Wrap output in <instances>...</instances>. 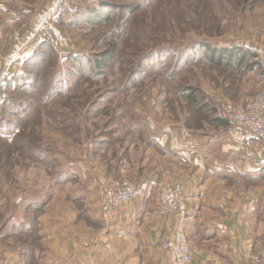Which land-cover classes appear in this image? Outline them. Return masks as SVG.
Returning a JSON list of instances; mask_svg holds the SVG:
<instances>
[{
  "label": "rangeland",
  "instance_id": "obj_1",
  "mask_svg": "<svg viewBox=\"0 0 264 264\" xmlns=\"http://www.w3.org/2000/svg\"><path fill=\"white\" fill-rule=\"evenodd\" d=\"M242 1L171 0V3H178L175 10L173 5H168V0H164L165 4L156 9L155 15L150 16L148 10V16H136L132 24V14L125 13L122 19L119 11L111 13L109 20L98 26L89 23L88 19L92 17L88 16L86 9H79L72 15L62 14L73 22L63 26V22L57 21L59 24L53 40L44 41L53 46L55 55L49 57L38 46L35 50L40 51L39 55L43 54L49 66L58 71L50 92L41 87L42 78L46 75L37 67L39 58L36 57L28 67L25 63L19 66L20 74L11 81L13 83L9 82L1 98L0 247L6 246L8 249L4 248L19 258L21 264H47L54 251H49L37 225L46 205L44 194H47L48 185L41 173L33 168L38 166L46 172V165L42 166L37 161L44 154L30 153L34 161H22L18 154L14 158L4 153L6 146L19 144L21 139L17 141L16 136L22 129L28 128L30 136L41 134L42 142L37 150H50L58 165L61 162L62 166L68 167L71 162H67L63 155L78 156L80 149L76 147L84 142L109 147L117 158H121L127 145L134 143L133 146H138L137 151L146 148L149 125L161 129L166 125L204 123L210 116L201 117L202 113L195 109L198 105L183 99L182 88L187 85L201 88L205 84L203 89L213 92L214 98L227 99V96L213 83L225 75L224 69L210 66L200 45L212 48L238 46L258 54L257 59L245 61V64L255 62L257 68L241 77L239 93L241 96L244 93L248 99L260 94V86L264 82V59L257 50L264 48V0ZM26 2L38 9L36 6L44 0ZM105 4H136V0H102L94 9L103 10L107 7ZM80 13L82 16L77 17ZM163 19L172 26L164 25V22L150 24V20ZM210 19L214 25L207 22ZM179 24L182 26L178 29ZM119 27L121 30L117 31ZM129 33L139 39L125 41L124 48L120 46L118 49V52L125 49L120 59L117 52L102 69V74H96L93 63L99 59L93 57L107 43L114 41V36ZM69 36L71 41H68ZM59 40L77 48L63 52ZM42 92L51 96L47 106L49 117L39 113L47 102ZM210 103L216 108L215 101ZM38 115L42 117L38 118ZM120 116L124 120L121 121ZM38 119L40 126L34 127ZM57 126L63 127L65 134L71 137L48 131ZM152 150L156 151V148ZM78 161L76 159L74 165L80 166ZM69 168L77 174L73 167ZM127 178L130 179L129 176ZM73 188V198L88 191H83L79 185ZM88 203L89 208L86 206ZM91 203H81L82 209L78 206V211L81 214L85 212L86 218H91L90 211L92 217L99 218V209L90 207ZM90 222L93 227L100 225L91 219Z\"/></svg>",
  "mask_w": 264,
  "mask_h": 264
},
{
  "label": "crops",
  "instance_id": "obj_2",
  "mask_svg": "<svg viewBox=\"0 0 264 264\" xmlns=\"http://www.w3.org/2000/svg\"><path fill=\"white\" fill-rule=\"evenodd\" d=\"M101 1L71 0L80 10L94 9ZM47 2L36 7L42 8ZM21 7L34 8L26 0L0 2L2 50L8 47L10 33L30 22ZM57 21L63 26L73 22L57 14L53 22L55 33ZM59 43L63 52L77 48H72L73 44L69 47L63 40ZM39 44L35 42L24 52L14 67V75L20 74L19 66ZM257 52L264 59V48ZM203 86L200 89L216 102V109L209 111L210 118L202 124L166 125L161 129L149 125L146 148L137 151L138 146L132 143L124 147L121 158L109 147L84 142L76 147L80 149L78 156L63 155L71 163L65 167L59 162L58 182L34 166L48 185L46 205L37 219L49 251L54 249L47 264H169L161 244L180 228L193 251V264H246V258L257 252L264 243V144L242 142L220 111L218 99ZM260 88L259 95H264V82ZM243 96L239 93L237 103L248 99ZM227 100L232 102L228 97ZM208 110L203 109L204 114H209ZM214 118L224 120L225 125L213 122ZM144 120L147 124L145 117ZM119 148L122 150V146ZM70 149L73 151V147ZM76 159L80 166L74 165ZM123 175L134 181L137 191L118 210L115 220L104 224L100 218L102 190L110 179ZM165 179L183 189L186 215L182 220L156 212L158 188ZM74 185L88 191L73 198ZM86 202L96 204L91 203L90 207L99 209L100 220L92 217L91 211V218L78 211V206L81 208V203ZM86 206L89 208V203ZM90 219L99 227H93ZM4 247H0V264H21Z\"/></svg>",
  "mask_w": 264,
  "mask_h": 264
},
{
  "label": "built area",
  "instance_id": "obj_3",
  "mask_svg": "<svg viewBox=\"0 0 264 264\" xmlns=\"http://www.w3.org/2000/svg\"><path fill=\"white\" fill-rule=\"evenodd\" d=\"M79 9L71 0H48L38 9L20 8L30 22L13 30L7 49H0V100L24 52L35 42L53 40L56 15H72ZM218 105L242 142L253 140L264 144V95L242 103L219 98ZM136 191L137 185L125 176L110 179L101 193V219L107 224L113 222L118 210L132 199ZM156 212L159 216L172 214L182 220L186 215L182 187L168 179L163 180L158 188ZM161 249L167 254L169 264H193V251L181 228L161 244ZM246 264H264V243L255 254L246 258Z\"/></svg>",
  "mask_w": 264,
  "mask_h": 264
},
{
  "label": "trees",
  "instance_id": "obj_4",
  "mask_svg": "<svg viewBox=\"0 0 264 264\" xmlns=\"http://www.w3.org/2000/svg\"><path fill=\"white\" fill-rule=\"evenodd\" d=\"M209 1H216L219 2L220 0H209ZM241 1V0H240ZM0 2H3V0H0ZM249 0H243L242 3H248ZM162 4H165L164 0H136V4H105L103 10L97 9H90L88 10V16L90 15L92 17L91 20L88 19L89 23H91L94 26H98L101 23H104L105 21L109 20L111 13H116L119 11V15L124 17L125 13L132 14V20L131 24L134 23V19H136V16L144 17L148 16V10H150V16L156 14V9L160 7ZM168 5L174 6V9H178V3L174 2L171 3V0H168ZM102 6V5H101ZM111 8V9H108ZM154 9V11H153ZM85 15V14H83ZM82 16V14L80 15ZM173 19V18H171ZM87 22V19L85 18V23ZM164 22L163 20H150V24H161ZM207 22H211L213 24V19L207 20ZM206 21H204V24ZM170 24L172 26V23L170 22H164V25ZM180 25V24H179ZM182 25L178 26L181 27ZM219 29V25H218ZM121 30V27L117 29ZM180 31V30H179ZM205 31H207L205 29ZM163 33V32H162ZM210 34V33H209ZM114 41L107 43L104 47V49L99 52L96 56H94V59H99L95 61L93 64L95 66L94 71L96 74L101 73L102 69L110 63L114 57L116 56V53L118 52V49L120 46H123L124 48V42L129 40H135L139 39V37H132V34H125L121 37L114 36ZM157 38V37H154ZM144 40V37H143ZM39 49H43L46 54L50 57L55 55L56 50L53 48V46L50 44H47L46 42H40L38 45ZM125 49H122L119 53V59L121 57L122 51ZM200 50L204 51V58L208 62L210 66H213L215 68H223L225 71V75L221 77V79H216L213 83L217 88H220L225 95L229 98V100H232V102L238 101L239 98V84L241 82V77L247 73L253 72L257 68V64L255 62L250 64H245V61L248 59L254 60L258 58V54L255 52H251L247 49H244L242 47L238 46H232V47H221V48H212L209 45H200ZM161 51V50H160ZM40 52V51H39ZM39 52H35L32 54L28 60L25 62V67H28L29 62L33 61L36 57L39 58V63L37 64V67L40 68V72L45 74L42 78L41 87L45 89V92H50L53 80H57L58 71L54 67H50L49 63L46 62V60L43 57V54L39 55ZM148 52H152V50H149ZM147 52V53H148ZM39 75V73H38ZM95 75V74H94ZM16 75L12 76L10 81H13ZM16 79V78H15ZM21 80V78H20ZM9 82L7 84V87H9ZM13 83V82H11ZM182 94L183 99L186 100L189 103L197 104L198 106L195 107V109L202 113L201 117H207V115H210L209 111H214L216 108H213V105L210 103L211 101L207 98V96L203 93V91L196 87V86H189L182 88ZM43 96L46 98V104H44V107L42 110L39 111L41 114H45V117H49L50 111L47 109L48 103L51 100V96L49 97L44 92ZM196 95H198L197 98ZM239 98V99H238ZM2 100V99H1ZM0 100V102H1ZM209 108L208 113L204 114L203 109ZM215 113V112H214ZM42 117L41 115H38V118ZM40 120L38 119L37 122L33 124L34 127H39ZM213 122H217L220 125H225V121L221 120L220 118H214ZM28 128H24L20 131V134L16 136L17 141H19V144L15 145H8L5 147L4 153H6L9 156H17L19 155L21 160H27V161H34L33 158L30 157V153H42L44 154L42 157H38L37 161L43 166L46 165V172L49 174V176L52 178L53 182H58V172L56 171V168L58 167V161L56 158L53 157V154L50 151H43V150H37L40 146V143L42 142L41 134H34L33 136L28 135L27 133ZM51 132L58 133L60 136L70 138L71 135H66L63 127H55L52 130H48ZM41 133V132H40ZM7 137V136H3ZM50 154H52V158H50ZM7 157V156H6ZM49 161L51 164H49Z\"/></svg>",
  "mask_w": 264,
  "mask_h": 264
}]
</instances>
